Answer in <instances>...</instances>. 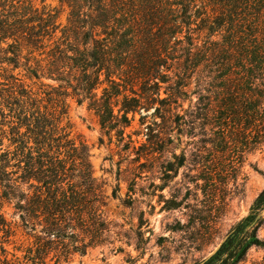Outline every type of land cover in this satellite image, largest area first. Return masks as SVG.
I'll return each instance as SVG.
<instances>
[{
	"label": "trees",
	"instance_id": "obj_1",
	"mask_svg": "<svg viewBox=\"0 0 264 264\" xmlns=\"http://www.w3.org/2000/svg\"><path fill=\"white\" fill-rule=\"evenodd\" d=\"M59 1L68 10L64 24L45 4L0 0V264H22L5 247L14 231L4 204L32 239L23 255L30 264H47L50 254L55 264L84 254L104 228L87 147L61 125L63 97L86 101L102 127L123 139L137 102L126 87L135 94L137 76L170 81L159 74L169 58L175 72L167 99L175 105L191 102L189 79L205 72L191 92L194 104L174 113L178 134L208 118L229 122L230 132H240V122L264 120V0ZM42 78L49 82L39 90L27 83ZM209 102H218L216 109ZM263 207L264 188L217 254L233 247L242 260L251 244H261L235 243L250 222L255 237Z\"/></svg>",
	"mask_w": 264,
	"mask_h": 264
},
{
	"label": "rangeland",
	"instance_id": "obj_2",
	"mask_svg": "<svg viewBox=\"0 0 264 264\" xmlns=\"http://www.w3.org/2000/svg\"><path fill=\"white\" fill-rule=\"evenodd\" d=\"M33 2L54 8L59 22L65 23L68 10L59 0ZM161 62L165 65L159 74L170 81L137 76L136 93L126 87L137 102H131L134 110L127 114L130 124L123 139L115 129L108 132L102 127L86 101L63 97L61 125L76 145L87 147L92 177L100 186L104 228L84 254H68L60 264H264V207L255 237H250L255 226L250 222L235 243L244 245L257 238L261 244H251L242 260H236L239 250L233 247L217 254L264 188V120L260 125L240 122L234 125L240 132H230L229 122L219 125L208 118L201 126L200 121L191 129L182 126L185 132L178 134L174 113L194 104L196 95L191 92L205 72L189 79L185 90L191 102L186 99L175 105L167 99L175 61ZM48 82L27 80L35 90ZM209 103L216 109L218 102ZM212 111L215 117L217 111ZM1 211L14 231L6 249L16 253L22 264H30L23 255L32 239L12 216L11 205L4 204ZM50 257L47 264H55Z\"/></svg>",
	"mask_w": 264,
	"mask_h": 264
}]
</instances>
